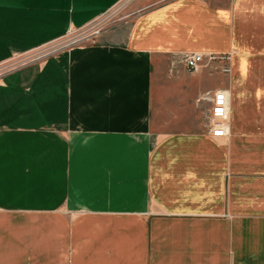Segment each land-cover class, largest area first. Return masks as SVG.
I'll use <instances>...</instances> for the list:
<instances>
[{
  "label": "crops",
  "instance_id": "crops-1",
  "mask_svg": "<svg viewBox=\"0 0 264 264\" xmlns=\"http://www.w3.org/2000/svg\"><path fill=\"white\" fill-rule=\"evenodd\" d=\"M123 1L0 0V66ZM132 5L133 22L0 75V264H264V0ZM190 53L230 71L191 72Z\"/></svg>",
  "mask_w": 264,
  "mask_h": 264
},
{
  "label": "built area",
  "instance_id": "built-area-1",
  "mask_svg": "<svg viewBox=\"0 0 264 264\" xmlns=\"http://www.w3.org/2000/svg\"><path fill=\"white\" fill-rule=\"evenodd\" d=\"M92 34L86 37H83L80 40H69L61 45L53 46L45 51H42L38 55H35L28 60L10 62L4 66H0V75L5 72L18 69L19 67L26 66L28 64H33L42 60H46L51 55L58 53L59 51L69 49L74 46L84 45L82 42L85 40H90L94 42L98 37ZM95 36V37H94ZM89 41V42H90ZM231 60L229 55H217L209 54L204 55L200 53H190L183 54L180 56V62L191 72H198L204 68L212 67L217 65L218 62L228 63ZM230 63V62H229ZM230 68H225L224 72H229ZM211 100V112H210V126L209 133L213 138H223L227 137L229 134V113H230V98L227 91L219 90L209 95Z\"/></svg>",
  "mask_w": 264,
  "mask_h": 264
},
{
  "label": "rangeland",
  "instance_id": "rangeland-1",
  "mask_svg": "<svg viewBox=\"0 0 264 264\" xmlns=\"http://www.w3.org/2000/svg\"><path fill=\"white\" fill-rule=\"evenodd\" d=\"M132 6H133L132 0H124L118 6H116L113 10L108 12L106 15H104L102 18H100L99 20H97L92 25L88 26L87 28L83 30L73 31L69 33L67 36H65L64 38H62L61 40H58L57 42L50 44L49 46H46L36 52L28 54L27 56H24V58H19L18 61L28 60L29 58L35 55H38L42 51H45L56 45H61L69 40H73V41L80 40L83 37L96 34L98 32L100 34L96 36L100 37L104 31L115 28L117 24H120L122 22H125V23L133 22V20H135L136 17L138 16V11H134V8ZM89 41L90 40H85L82 43L83 44L92 43L91 41L90 42ZM229 62L227 64L218 62L217 65H213L212 67H207L206 70L210 71L212 74L217 73V72L228 74V72L227 73L224 72V69L229 67Z\"/></svg>",
  "mask_w": 264,
  "mask_h": 264
}]
</instances>
